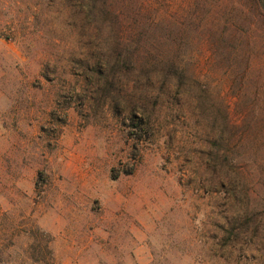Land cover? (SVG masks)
I'll return each instance as SVG.
<instances>
[{
	"label": "rangeland",
	"instance_id": "1",
	"mask_svg": "<svg viewBox=\"0 0 264 264\" xmlns=\"http://www.w3.org/2000/svg\"><path fill=\"white\" fill-rule=\"evenodd\" d=\"M259 0H0V264H264Z\"/></svg>",
	"mask_w": 264,
	"mask_h": 264
},
{
	"label": "trees",
	"instance_id": "2",
	"mask_svg": "<svg viewBox=\"0 0 264 264\" xmlns=\"http://www.w3.org/2000/svg\"><path fill=\"white\" fill-rule=\"evenodd\" d=\"M261 3H262V7H263V9H264V0H259Z\"/></svg>",
	"mask_w": 264,
	"mask_h": 264
}]
</instances>
